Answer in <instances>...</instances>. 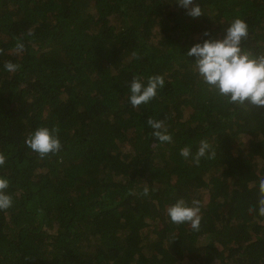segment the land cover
<instances>
[{
  "label": "trees",
  "instance_id": "16d2710c",
  "mask_svg": "<svg viewBox=\"0 0 264 264\" xmlns=\"http://www.w3.org/2000/svg\"><path fill=\"white\" fill-rule=\"evenodd\" d=\"M196 2L198 18L175 0H0V176L13 199L0 211V264H264V217L249 212L264 108L209 91L185 55L239 18L242 51L264 56V0ZM152 75L164 87L133 108L132 78ZM148 117L164 119L172 143L152 137ZM40 126L59 128L62 145L43 159L25 144ZM201 139L216 157L196 166ZM181 198L200 201L199 231L170 221Z\"/></svg>",
  "mask_w": 264,
  "mask_h": 264
},
{
  "label": "clouds",
  "instance_id": "9594fccd",
  "mask_svg": "<svg viewBox=\"0 0 264 264\" xmlns=\"http://www.w3.org/2000/svg\"><path fill=\"white\" fill-rule=\"evenodd\" d=\"M175 3L186 10L185 14L198 18L203 15L202 8L196 0H175ZM29 35H32L29 30ZM203 36L210 37L205 30ZM248 38V25L242 19H234L225 29L222 39L208 38L202 43L193 44L186 51L187 57H195L194 69L202 78L209 91H215L219 96L227 98V102L235 105L249 104L257 108H264V56L254 57L250 52L242 51L241 42ZM25 45L17 40L16 54L24 51ZM3 49H0V53ZM133 57L139 58L134 52ZM21 67L18 63L7 61L4 68L9 73H15ZM165 80L161 75H152L144 82L141 76H134L129 84L130 95L127 100L133 108L149 103L162 89ZM147 124L152 128V137L161 144L172 143V135L167 131L164 119L147 118ZM59 128L49 129L40 126L30 132L25 138V144L41 159L49 154H56L62 145L57 133ZM180 155L188 159L191 149L187 146L180 149ZM216 151L206 139H201L197 151L192 155V162L199 166L201 158L214 159ZM6 163V156L0 153V166ZM9 187L8 179L0 176V211L12 207L13 199L6 190ZM148 195V189H144ZM258 211L264 217V176L258 182L257 207H250L249 212ZM167 215L173 224H188L193 231H199L201 225L200 201L194 199L191 205L181 198L167 208Z\"/></svg>",
  "mask_w": 264,
  "mask_h": 264
}]
</instances>
